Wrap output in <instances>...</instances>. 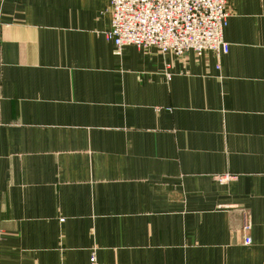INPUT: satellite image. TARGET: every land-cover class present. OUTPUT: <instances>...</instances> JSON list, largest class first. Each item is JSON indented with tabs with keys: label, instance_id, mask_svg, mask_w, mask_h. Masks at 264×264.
<instances>
[{
	"label": "crops",
	"instance_id": "obj_1",
	"mask_svg": "<svg viewBox=\"0 0 264 264\" xmlns=\"http://www.w3.org/2000/svg\"><path fill=\"white\" fill-rule=\"evenodd\" d=\"M110 3L0 0V264H264V0L220 56L117 53Z\"/></svg>",
	"mask_w": 264,
	"mask_h": 264
},
{
	"label": "built area",
	"instance_id": "obj_2",
	"mask_svg": "<svg viewBox=\"0 0 264 264\" xmlns=\"http://www.w3.org/2000/svg\"><path fill=\"white\" fill-rule=\"evenodd\" d=\"M109 13L106 37L117 53L129 45L178 56L190 51L220 56L229 50L224 39L228 0H111ZM248 232L249 227L246 245L252 243ZM91 264H97L95 258Z\"/></svg>",
	"mask_w": 264,
	"mask_h": 264
}]
</instances>
